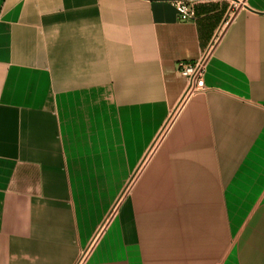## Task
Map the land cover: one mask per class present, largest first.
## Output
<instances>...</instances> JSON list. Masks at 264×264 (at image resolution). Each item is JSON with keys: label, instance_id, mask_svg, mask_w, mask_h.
Listing matches in <instances>:
<instances>
[{"label": "crops", "instance_id": "0c3cea01", "mask_svg": "<svg viewBox=\"0 0 264 264\" xmlns=\"http://www.w3.org/2000/svg\"><path fill=\"white\" fill-rule=\"evenodd\" d=\"M173 1L0 0V264H264V0Z\"/></svg>", "mask_w": 264, "mask_h": 264}, {"label": "built area", "instance_id": "2783aa9c", "mask_svg": "<svg viewBox=\"0 0 264 264\" xmlns=\"http://www.w3.org/2000/svg\"><path fill=\"white\" fill-rule=\"evenodd\" d=\"M173 4L182 20H192L195 18L194 7L189 0H174ZM229 20L225 22L228 24ZM213 46H211L202 57L193 65L179 64V73L188 79V88L185 97L197 94L205 90L204 76L206 66L211 55ZM86 254L83 253L76 264H84Z\"/></svg>", "mask_w": 264, "mask_h": 264}]
</instances>
